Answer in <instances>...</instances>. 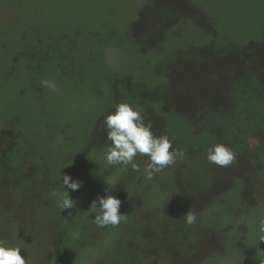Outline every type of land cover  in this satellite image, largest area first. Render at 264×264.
<instances>
[{"label":"trees","instance_id":"trees-1","mask_svg":"<svg viewBox=\"0 0 264 264\" xmlns=\"http://www.w3.org/2000/svg\"><path fill=\"white\" fill-rule=\"evenodd\" d=\"M160 6L162 12L159 15L162 17L147 26L145 21L153 17L159 7L156 0H145L130 27V35L144 49L161 55L163 63L154 69L153 74L165 82L149 87L123 79L113 84L114 105L90 130V141L80 151L62 157L55 169L47 165L45 153L35 149L23 131L14 128V121H8L7 130L0 133V236L10 245L20 247L22 256L24 248L18 239L11 233L1 234L3 229H8L9 224H26L29 217L36 216L40 223L48 227L47 247L52 253H58L63 230L75 228L88 240L106 241L116 233H124L126 229L127 234L129 229H133L130 235L136 234L140 244L129 247L128 242L127 255L131 256L132 252L137 263V259H145L148 264H202L207 258L204 255L208 246L217 242L223 246L222 239L225 236L217 223L204 224L203 214L207 213L209 221L215 222L218 219L215 210L224 205L229 206L226 204L229 194L235 202V206H232L231 200L227 199L232 206H229L232 216L243 213L257 217L259 213L264 214V207L258 199H264V41L248 43L238 51V55L232 57L235 60H231L233 65L222 53L214 50L211 43V47L188 50L175 48L165 53L162 46L167 39L166 30L181 22L198 23L186 15L182 16L172 6ZM164 17L166 23L161 20ZM144 24L146 30L137 31ZM172 36L175 38L177 33ZM61 41L65 42V38H61ZM42 46L37 40L17 57L24 61L27 73L42 74L50 63L58 64L72 58L71 50L63 51L59 46L43 49ZM206 49L209 51L205 52ZM174 87H178L176 96L172 93ZM121 102L139 108L145 123H152L155 135L167 134L173 141V147L183 151V156L178 157L175 164L163 169L167 171L175 168L171 183L175 193L173 197L179 202L180 208L174 210L170 207L161 212L158 221L149 215L143 196L140 199L136 194H124L127 187L131 184L134 187L136 183L131 165L121 166L117 172L116 165L106 164V156L104 160L95 161L97 153L107 151L111 144L104 146L102 142L98 143L99 124L104 123V117ZM171 116L180 117L186 122L192 134L189 141L192 146L179 144L170 135L168 122ZM64 131L65 127L57 132L62 135ZM249 140L255 141L256 145L250 146ZM217 143L225 144L235 153L234 161L226 167L207 161L208 149ZM134 162L144 168L148 158L138 154ZM71 167L75 168L72 179L81 182L78 190H95L99 187L107 190L108 194L121 200L119 211L126 214V219L117 226L99 228L92 222L96 215L94 213H99V209H95L94 215L88 217L82 216L80 212L69 216L66 210L55 217L54 213L44 209L46 191L54 193L57 198L66 197V190L69 189L66 186L64 188L62 179ZM241 167L245 168L246 174L238 176ZM54 171L58 173L56 177L53 176ZM157 174L153 178L156 183ZM78 190L76 194H79ZM82 198L86 206V194ZM205 202L207 204L201 206ZM189 210L195 212L197 217L192 225L186 224L183 218ZM46 212L50 217H47ZM138 223L142 224V231H136ZM241 225L236 226L237 239L243 235L239 230ZM97 233L101 239H95ZM204 238L208 239L205 241ZM204 244L207 245L206 250ZM207 256L209 258L210 254ZM25 257L27 264L37 261ZM114 259L104 253L98 255L92 264H116Z\"/></svg>","mask_w":264,"mask_h":264},{"label":"rangeland","instance_id":"rangeland-1","mask_svg":"<svg viewBox=\"0 0 264 264\" xmlns=\"http://www.w3.org/2000/svg\"><path fill=\"white\" fill-rule=\"evenodd\" d=\"M144 1L0 0V133L7 130L8 121H14V128L23 131L31 145L45 153L47 165L56 169L58 160L80 151L90 141V130L105 112L111 110L114 105L113 84L123 79L149 87L164 83L165 80L153 74L154 69L163 63L161 55L144 49L130 35V27ZM156 1L159 11L145 21L147 26L162 17L159 15L162 4L172 6L182 16L186 15L198 23L181 22L172 28L175 31L166 30L167 39L162 46L165 53L175 48L188 50L212 45L233 65L235 60L232 57L238 55V51L248 43L264 41V0ZM161 20L163 23L167 21L165 17ZM146 24L138 27L137 31L144 32ZM176 33L174 38L172 34ZM61 38H65V42ZM37 40L43 49L59 46L63 51L71 50L72 58L58 64L50 63L42 74L27 73L24 61L17 57ZM43 79H54L58 90L53 92L43 87L40 83ZM177 92L178 87H174V96ZM172 117H169L168 122L170 135L179 144L190 147L192 134L186 122L180 117ZM99 126L98 143L102 142L106 146L111 142L106 140L104 123L101 122ZM64 127L66 131L62 135L58 134L57 131ZM249 145L254 146L256 142L249 140ZM107 151L97 153L95 161L104 160ZM116 166L115 171L119 172L120 167L125 165ZM143 169L140 167L139 172H134L136 183L134 187L132 184L127 187L124 194H136L140 199L143 196L149 215L158 221L161 212L170 207L174 210L180 208L179 202L173 197L175 193L171 183L175 168L158 173L157 183L153 179L147 180ZM74 171L75 168L71 167L67 174L72 177ZM57 174L53 172V176ZM238 174H246L245 168L241 167ZM82 189L84 191L78 190L79 194L75 193L76 190H68L70 198L75 201V208L66 210L69 216L75 212H80L84 217L90 216L95 212V209L90 208L92 201L105 195L102 187ZM83 194L87 196L86 206L83 204ZM46 196L47 202L44 200L42 207L56 217L57 213H61L59 200L63 198H57L50 191H46ZM227 199L235 206L231 194L226 196V204L231 206ZM258 199L264 207L263 197ZM229 206L224 205L217 210L214 208L218 216L215 222L209 221L207 213L202 216L204 224L217 223L223 236L225 233L223 246L218 242L208 246L204 255L207 258L202 264H262L264 241L261 236L264 233L259 231L258 222L264 218V214L259 213L255 217L242 213L234 217L230 214ZM48 214L46 212L47 217H50ZM27 220L26 224H9L1 235L11 233L24 248V256L37 260L35 264H92L98 255L104 253L109 258H115L116 264H129L131 261V264H148L145 259H137V263L132 252L131 256L127 255L128 242L129 247L140 244L136 234L130 235L133 229H129L127 234L125 229L124 233H116L106 241L88 240L75 228L63 230L58 253H52L47 247V225L40 223L36 216ZM138 224L135 226L136 231L142 227L141 223ZM238 225H241L239 230L243 234L239 239L236 237ZM3 238L0 236V239ZM95 239H101L99 233ZM204 239L206 241L208 238ZM206 246L204 244L205 250ZM207 254H210L209 258Z\"/></svg>","mask_w":264,"mask_h":264},{"label":"clouds","instance_id":"clouds-1","mask_svg":"<svg viewBox=\"0 0 264 264\" xmlns=\"http://www.w3.org/2000/svg\"><path fill=\"white\" fill-rule=\"evenodd\" d=\"M40 83L53 92L58 90L54 79H43ZM104 125L106 139L111 142L106 155L107 162L111 165H131L133 171L139 172L140 166L134 162V158L138 154L146 156L148 163L143 172L147 180H152L156 173L175 164L177 158L183 156V151L173 147V141L167 134L155 135L152 123L150 121L145 123L140 109L129 103L117 104L115 110L104 117ZM234 159L235 153L223 143H217L207 151V161L210 164L226 167ZM62 184L64 188L66 186L73 191L81 187V182L73 180L69 174L63 175ZM66 192L67 196L59 202L61 212L75 208V201L70 198L67 190ZM120 207L121 200L105 190V195L98 196L90 205V208L99 209L92 222L99 228L119 225L126 219V214L119 211ZM183 218L186 224L192 225L197 217L195 212L189 210ZM258 228L264 233V218L259 220ZM261 240L264 241V236H261ZM21 252L20 247L12 246L6 240L0 239V264H27V259Z\"/></svg>","mask_w":264,"mask_h":264}]
</instances>
